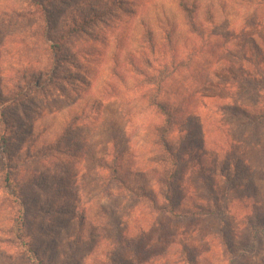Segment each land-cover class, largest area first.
<instances>
[{
  "label": "rangeland",
  "instance_id": "rangeland-1",
  "mask_svg": "<svg viewBox=\"0 0 264 264\" xmlns=\"http://www.w3.org/2000/svg\"><path fill=\"white\" fill-rule=\"evenodd\" d=\"M188 1L210 45L176 0H0V264H264V6Z\"/></svg>",
  "mask_w": 264,
  "mask_h": 264
},
{
  "label": "trees",
  "instance_id": "trees-1",
  "mask_svg": "<svg viewBox=\"0 0 264 264\" xmlns=\"http://www.w3.org/2000/svg\"><path fill=\"white\" fill-rule=\"evenodd\" d=\"M176 1L179 4V5H177L178 11H181L185 16L184 23L187 24V26L189 27V29L191 30L192 33H198V34L202 35V38H204L207 41L206 43L208 45H210L211 44L210 39H211L212 35H214V32H210L207 34V28H204V30H201V24L197 23L196 19H195L194 5H191L188 0H176ZM254 6L256 7L255 12L257 10H261L262 6H264V0L255 1ZM95 17H96V15L94 16V18ZM85 22H86V20H85ZM176 23H175V27H176ZM244 31H246V30H244ZM260 39H262L264 42V31H263V34H262ZM242 41H243L242 45H235L234 46L236 48L235 50L229 49V51H228L229 54L233 57L240 58L243 61H247L257 70L258 73H261L262 67H261L260 58L262 56V50L260 48V44L258 42V39L255 38L254 36H251L250 38H245ZM169 42H171V41H169ZM216 45L217 44H215L214 47ZM188 57H189V55H188ZM188 57L185 59L180 58L179 62L173 65L172 72H171L172 75L179 74L181 72L180 68L187 66L186 63L191 60V58L190 57L188 58ZM263 63H264V61H263ZM234 65H236V64H234ZM164 74H166V73H164ZM160 81L163 83V81H164L163 78L160 79ZM149 82H152V81L149 80ZM153 84H155V83H153ZM187 103L192 105L193 100H191L189 98ZM156 105L158 107L159 114H161L165 118H164V121H162V123L155 124V126L152 129V130H154V133H155L154 135H156V139L154 140L153 145L155 147L161 146L164 149V151L167 154H169V157L168 156L162 157L161 160L163 162L166 161L168 164H169V162L171 164H173V161H175L176 157L178 160L181 158V155L177 154V156H176V155H174L173 152H171L172 147H171V144L169 143V141L166 139V134L169 133L170 130L172 129V127L175 126L174 124L176 122L174 120V115H176L177 113L182 111V110H180L181 106H178V108H171L172 106L169 107L167 104H164V103L156 104ZM184 109H186V106L184 107ZM106 166L108 169H110V167H108V164ZM177 175H178V173L174 172V171H172V172L170 171L168 174L170 180H172V178H177ZM5 182H6L7 188H10L12 191H15V188L12 184V181H11L8 173L5 174ZM119 183L124 185L123 186L124 188L131 190L130 187L123 184V182H119ZM162 184H166L165 181H162ZM173 187H174L173 185H169V191L164 196L165 200L168 202V205H159L156 197L153 198L152 195L148 196L147 193L142 191V190H141V193H142L141 195H142V198L145 200L147 199L148 203L153 207L155 215L157 214L156 215L157 219L160 216L161 217L166 216L167 218H169L171 220L193 217L195 215V213H193V212L179 213V212L175 211L174 188ZM143 188H141V189H143ZM26 223H27V221H26ZM20 227L21 226H19V228ZM20 230H21V228H20ZM24 236L26 238H28V236L25 235V232L23 230V237ZM24 242H25V244H27L26 241H24ZM128 248H131V247L129 246ZM37 256H38V254H36V253L28 255V259H29L31 264H47L44 259H40L37 261V258H36Z\"/></svg>",
  "mask_w": 264,
  "mask_h": 264
}]
</instances>
